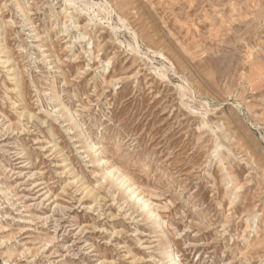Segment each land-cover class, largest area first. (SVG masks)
Returning a JSON list of instances; mask_svg holds the SVG:
<instances>
[{"label": "rangeland", "instance_id": "obj_1", "mask_svg": "<svg viewBox=\"0 0 264 264\" xmlns=\"http://www.w3.org/2000/svg\"><path fill=\"white\" fill-rule=\"evenodd\" d=\"M0 264H264V0H0Z\"/></svg>", "mask_w": 264, "mask_h": 264}, {"label": "bare ground", "instance_id": "obj_2", "mask_svg": "<svg viewBox=\"0 0 264 264\" xmlns=\"http://www.w3.org/2000/svg\"><path fill=\"white\" fill-rule=\"evenodd\" d=\"M82 38V37H81ZM209 107V106H208ZM205 108V107H204ZM204 112H205V110H204ZM206 113V112H205ZM95 145V144H94ZM105 170H106V168H105ZM128 190V189H127ZM150 201V200H149ZM143 204H147L148 205V203L146 202V201H144L143 202Z\"/></svg>", "mask_w": 264, "mask_h": 264}]
</instances>
